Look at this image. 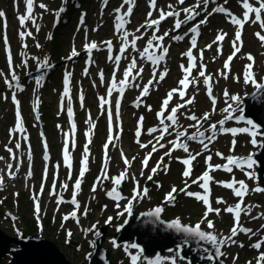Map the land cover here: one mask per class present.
Wrapping results in <instances>:
<instances>
[{
	"label": "rangeland",
	"instance_id": "1",
	"mask_svg": "<svg viewBox=\"0 0 264 264\" xmlns=\"http://www.w3.org/2000/svg\"><path fill=\"white\" fill-rule=\"evenodd\" d=\"M263 81L264 0H0V228L52 240L73 264H89L93 235L108 223L102 245L113 264H187L176 251L140 258L131 243L114 245L132 209L159 205L167 218L198 222L221 239L237 229L227 263L239 251L238 264H257L264 249L250 245L264 246L255 245L264 218L254 217L264 213V190L255 163L243 159L260 135L240 117Z\"/></svg>",
	"mask_w": 264,
	"mask_h": 264
},
{
	"label": "water",
	"instance_id": "2",
	"mask_svg": "<svg viewBox=\"0 0 264 264\" xmlns=\"http://www.w3.org/2000/svg\"><path fill=\"white\" fill-rule=\"evenodd\" d=\"M244 103V115L259 129L260 147L251 154V159L264 189V82L245 97ZM37 115L43 129L39 112ZM125 185L126 182H122L120 190ZM108 228V223L102 225L94 234L89 264H113L111 249L102 245ZM113 241L115 246L132 243L143 255L176 251L187 264H227L223 259L224 244L217 233L178 219H167L162 206L140 213L132 209ZM8 255L11 256L8 264H73L52 240L24 232L15 237L0 228V262Z\"/></svg>",
	"mask_w": 264,
	"mask_h": 264
},
{
	"label": "bare ground",
	"instance_id": "3",
	"mask_svg": "<svg viewBox=\"0 0 264 264\" xmlns=\"http://www.w3.org/2000/svg\"><path fill=\"white\" fill-rule=\"evenodd\" d=\"M139 76H141V75H138V76H136L135 77V79H134V81H133V85L134 86H136L137 87V82L139 81V79H140V77ZM218 99V98H217ZM18 172L19 171H16L15 173H13V175H16V176H18ZM7 174H10V171H8L6 174H5V176H7ZM12 177V176H11ZM4 180V178H3V175L2 174H0V181H3ZM4 182H1L0 183V185H2Z\"/></svg>",
	"mask_w": 264,
	"mask_h": 264
}]
</instances>
